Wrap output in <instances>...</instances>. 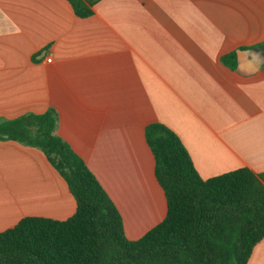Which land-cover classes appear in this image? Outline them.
Listing matches in <instances>:
<instances>
[{"label":"crops","instance_id":"1","mask_svg":"<svg viewBox=\"0 0 264 264\" xmlns=\"http://www.w3.org/2000/svg\"><path fill=\"white\" fill-rule=\"evenodd\" d=\"M0 0V123L52 109L138 240L167 215L146 129L161 124L203 179L264 174V0ZM48 58H52L48 62ZM76 201L38 148L0 138V232L65 220ZM248 264H264V239Z\"/></svg>","mask_w":264,"mask_h":264},{"label":"trees","instance_id":"2","mask_svg":"<svg viewBox=\"0 0 264 264\" xmlns=\"http://www.w3.org/2000/svg\"><path fill=\"white\" fill-rule=\"evenodd\" d=\"M87 17L94 0H68ZM49 109L0 123V138L40 149L76 201L65 219L28 216L0 232V264H248L264 239V174L240 168L203 179L180 138L161 124L146 129L165 219L138 240L83 159L55 134Z\"/></svg>","mask_w":264,"mask_h":264},{"label":"clouds","instance_id":"3","mask_svg":"<svg viewBox=\"0 0 264 264\" xmlns=\"http://www.w3.org/2000/svg\"><path fill=\"white\" fill-rule=\"evenodd\" d=\"M250 56H251V61L255 63L257 71H258L259 70V66L261 64H264V58H262L260 56V54L257 53V52L251 53Z\"/></svg>","mask_w":264,"mask_h":264},{"label":"built area","instance_id":"4","mask_svg":"<svg viewBox=\"0 0 264 264\" xmlns=\"http://www.w3.org/2000/svg\"><path fill=\"white\" fill-rule=\"evenodd\" d=\"M52 61V58H48V62H51Z\"/></svg>","mask_w":264,"mask_h":264}]
</instances>
